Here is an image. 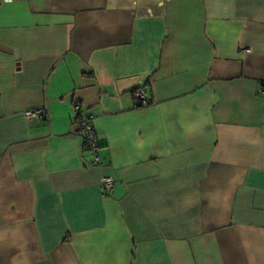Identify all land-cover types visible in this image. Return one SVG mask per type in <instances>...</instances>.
Here are the masks:
<instances>
[{
	"label": "crops",
	"instance_id": "1",
	"mask_svg": "<svg viewBox=\"0 0 264 264\" xmlns=\"http://www.w3.org/2000/svg\"><path fill=\"white\" fill-rule=\"evenodd\" d=\"M263 83L264 0H0V264H264Z\"/></svg>",
	"mask_w": 264,
	"mask_h": 264
},
{
	"label": "built area",
	"instance_id": "2",
	"mask_svg": "<svg viewBox=\"0 0 264 264\" xmlns=\"http://www.w3.org/2000/svg\"><path fill=\"white\" fill-rule=\"evenodd\" d=\"M262 91L264 93V83L262 86ZM134 99L137 105L144 106L147 104L145 93L142 89L135 91ZM73 114L76 117V123L81 132L84 149L90 154L92 158V165L98 166L100 164L98 152H99V142L96 136L94 127L90 119L83 118L80 116L81 106L79 104L73 105ZM43 117L42 111H29L25 113V118L27 119H41ZM114 179L112 177L104 176L100 179V191L103 196H107L113 191L114 188Z\"/></svg>",
	"mask_w": 264,
	"mask_h": 264
}]
</instances>
